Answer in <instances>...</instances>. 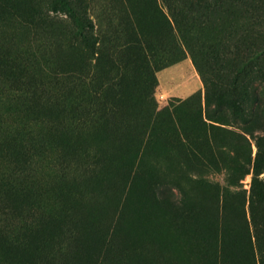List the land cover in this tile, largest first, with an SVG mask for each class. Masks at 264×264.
Segmentation results:
<instances>
[{"label": "rangeland", "instance_id": "1", "mask_svg": "<svg viewBox=\"0 0 264 264\" xmlns=\"http://www.w3.org/2000/svg\"><path fill=\"white\" fill-rule=\"evenodd\" d=\"M51 1L0 10V264H264V0Z\"/></svg>", "mask_w": 264, "mask_h": 264}, {"label": "trees", "instance_id": "2", "mask_svg": "<svg viewBox=\"0 0 264 264\" xmlns=\"http://www.w3.org/2000/svg\"><path fill=\"white\" fill-rule=\"evenodd\" d=\"M191 2H193L191 0ZM203 0H196L193 5H191V9H196L198 4H201ZM52 9L53 11H60L66 13L71 19H73L76 23H84V18H82L73 8L72 2L70 0H52ZM172 9L171 12L173 14L174 9L173 7H170ZM11 9H13V6L10 4V0H0V10L10 12ZM175 13V12H174ZM86 26H89V24H86ZM85 36V35H84ZM86 37V36H85ZM264 162V152L260 149L257 152L256 159L254 160V169L256 172H260L262 169V164ZM258 174V173H257ZM262 195V193H260Z\"/></svg>", "mask_w": 264, "mask_h": 264}]
</instances>
